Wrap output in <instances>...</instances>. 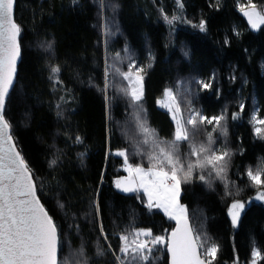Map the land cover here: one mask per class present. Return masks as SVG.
Wrapping results in <instances>:
<instances>
[{
    "label": "trees",
    "instance_id": "16d2710c",
    "mask_svg": "<svg viewBox=\"0 0 264 264\" xmlns=\"http://www.w3.org/2000/svg\"><path fill=\"white\" fill-rule=\"evenodd\" d=\"M251 2L264 10V0ZM248 3L183 0L179 9L177 0H104L103 7L99 0H16L21 59L5 116L18 150L34 172L37 195L59 226L61 255L69 244L83 247L88 264H117L111 252L97 256L96 249L107 250L111 244L118 253L117 233L135 227L161 235L174 224L160 209L149 210L146 197L122 192L114 184L126 175L123 158L114 151L129 149L130 163L148 167L146 158L132 155L142 137L133 106L118 91L124 82L109 77L113 86L107 94L102 91L106 65L120 53L124 62L118 67L127 66L129 55L146 67L142 106L148 126L160 140L171 141L175 129L157 104L165 88L179 91L187 82L190 94L185 100L207 116L227 108V137L221 140L233 152L227 173L233 196L225 195V183L214 176L209 183L199 180L197 170L189 183L182 184L180 202L192 228L202 238L207 236L209 245H219L214 264H231L236 257L247 264L254 247L264 256V202L246 205L236 227L228 215L233 199L244 201L255 195L245 171L264 158V140L256 137L249 122L257 109L264 118V26L256 31L249 28L239 11ZM161 9L169 17L181 16L192 23L177 21L170 26ZM201 19L206 21L204 32L193 27ZM41 42H51L52 50L39 47ZM51 65L60 66L63 83L54 85ZM199 77H209L212 87L201 88L195 83ZM240 102L245 110L240 119L232 120ZM77 136L82 143L76 142ZM204 139L201 132L196 142ZM188 151L187 143H182L181 154ZM53 159L57 163L50 166ZM101 223L107 240L100 232ZM153 258V264H168L163 246L154 250Z\"/></svg>",
    "mask_w": 264,
    "mask_h": 264
},
{
    "label": "snow or ice",
    "instance_id": "6c2138e0",
    "mask_svg": "<svg viewBox=\"0 0 264 264\" xmlns=\"http://www.w3.org/2000/svg\"><path fill=\"white\" fill-rule=\"evenodd\" d=\"M15 2L16 0H0V264H88L83 247L71 252L68 257H60L62 235L59 226L37 195L38 185L34 172L17 149L12 125L5 116L6 100L14 87L17 62L21 59L22 26L14 18ZM76 2L77 0H73V3ZM99 2L103 7L104 0ZM183 6V0H177V7L183 9ZM239 11L247 18L252 29L264 26V10H258L251 0L247 7L240 6ZM161 13L170 26L177 21L192 23L182 20L181 16L169 17L163 9ZM193 27L201 32L207 30L203 19ZM39 47L50 52L52 43L41 42ZM123 62L121 54L116 53L112 57V63L106 65L102 91L107 94L109 87L113 86L109 83V77L118 76L126 82L118 91L136 109L133 119L142 137L135 142L132 155L146 158L148 167L130 163L129 149L116 150L113 154L123 158L122 167L127 175L116 178L114 184L122 192L136 193L138 198L140 195L146 197L148 209H162L169 219L176 222V227L170 233L161 235H155L151 228L126 229L117 233L120 241L118 253L108 244L107 250L102 246L98 247L96 255L103 256L109 251L117 264H153L154 250L163 246L170 255V264H214L220 252L219 245H209L207 236L202 238L201 233L191 227L187 209L180 203V197L182 184L189 183L197 170L201 173L199 180L209 183V178L214 176L225 183V195L233 196L231 182L227 179L233 152L226 146L215 147L217 138L213 135L218 133L221 137H227V108L220 114L209 117L200 110L189 107L185 118L177 92L172 88H165L163 99H158L157 104L171 114L175 129L171 141L160 140L156 130L148 126L142 106L146 67L138 65L129 55L127 70L122 71L117 64ZM147 67L150 68L151 64ZM60 72L59 65L50 66V78L54 85L63 83L59 78ZM195 83L203 89L212 87L211 81L197 80ZM244 110L245 104L240 102L239 111L232 113L231 119H240ZM258 112L257 109L252 113L249 122L254 126L256 137L264 140V118H259ZM207 126H212L211 131H207ZM201 132L205 133V139L197 143L196 137ZM75 140L83 142L79 136ZM182 143H187L189 148L185 154L180 152ZM56 163L53 159L50 166ZM245 174L249 186L255 189V196L250 200L264 202V158H261L255 170L249 166ZM59 206L63 207L62 204ZM94 207L99 214L97 202H94ZM244 208L245 202L239 199H233L228 207L233 227L238 225ZM100 232L107 240L102 223ZM260 260H264V256L260 249L254 247L250 264H258ZM233 264H240L239 257L234 259Z\"/></svg>",
    "mask_w": 264,
    "mask_h": 264
},
{
    "label": "rangeland",
    "instance_id": "374dc122",
    "mask_svg": "<svg viewBox=\"0 0 264 264\" xmlns=\"http://www.w3.org/2000/svg\"><path fill=\"white\" fill-rule=\"evenodd\" d=\"M245 7H247V6H245ZM116 54V53H115ZM136 62V61H135ZM138 65H142V63H140V62H136ZM123 71H126L127 70V67L125 66V67H123V68H121ZM197 80H203V81H205V82H209V81H211L210 80V78L208 77H199V78H196V81ZM126 82H124V84H125ZM182 89L181 90H177V91H174V92H177V95H178V99H180L181 100V104H182V102H183V107H184V105H185V103H187V108H189L190 107V104L188 103L189 101L187 100H185V97L188 95V93L190 94V90H189V88H188V84H187V82H186V84L185 85H182ZM188 92V93H187ZM159 99H163V94L161 95V97L159 98ZM240 100L242 101L243 99H242V97H240ZM180 104V107H181V109H182V105ZM159 106V105H158ZM186 106V105H185ZM160 107V106H159ZM134 108V107H133ZM161 108V107H160ZM192 109H194L193 107H191ZM163 110H165V109H163ZM135 111H136V109L134 108V110H133V113H135ZM166 111V110H165ZM167 112V111H166ZM182 112H183V115L185 116V117H187V113H188V111H185L184 112V110L182 109ZM187 112V113H186ZM168 113V112H167ZM168 115L170 116V118H171V114L170 113H168ZM207 116V115H206ZM211 116H214V115H209V117H211ZM259 118H262L261 116H259ZM173 121V120H172ZM126 124H127V122H126ZM173 124H174V121H173ZM120 125H123V124H120ZM174 127H175V124H174ZM211 129H212V126H210L209 127V130L211 131ZM216 137H217V144L215 145V147H217V148H223V147H225V144L223 143V141L221 140V136H219V134L217 133L216 134ZM114 153H115V151H114ZM260 163H258V164H255V168L254 167H252L254 170L257 168V166L259 165ZM121 167H122V165H121ZM144 167H147V166H144ZM123 168V167H122ZM124 170V169H123ZM126 172V171H125ZM126 175H127V172H126ZM125 175V176H126ZM255 196V195H254ZM254 196H252V197H254ZM251 198V197H250ZM250 198H248V199H246V200H244L243 202H245V206L246 205H248L249 203H251L252 201H256V200H250ZM242 201V200H241ZM256 202H262V201H256ZM181 203V202H180ZM232 203V202H231ZM182 204V203H181ZM183 205V204H182ZM231 205V204H230ZM229 205V206H230ZM162 212H163V210L162 209H160ZM243 211V210H242ZM164 213V212H163ZM242 213V212H241ZM174 221V220H173ZM81 247H78V248H75V247H71L69 244H67L66 246H65V248L63 249V253H62V255L59 253V255H60V257L61 258H63V257H68L69 256V254L71 253V252H75L76 250H79ZM251 259H252V255H251V258H250V260L247 262V264H250V261H251ZM234 261V260H233ZM233 261L231 262V264H233ZM260 261H263L264 262V260H260ZM260 261H258V264H259V262ZM240 264H243L241 261H240Z\"/></svg>",
    "mask_w": 264,
    "mask_h": 264
},
{
    "label": "water",
    "instance_id": "95a60500",
    "mask_svg": "<svg viewBox=\"0 0 264 264\" xmlns=\"http://www.w3.org/2000/svg\"><path fill=\"white\" fill-rule=\"evenodd\" d=\"M244 16V15H243ZM245 17V16H244ZM245 19L247 20V18L245 17ZM247 23H248V20H247ZM248 26H249V28L251 29V30H253V31H256V30H258V29H252L251 27H250V25H249V23H248ZM20 61V60H19ZM19 61L17 62V65H18V63H19ZM18 149V148H17ZM41 201V200H40ZM42 203V202H41ZM43 204V203H42ZM45 207V206H44ZM188 220H189V224L191 225V222H190V219H189V217H188ZM176 227V222L174 221V224H173V226L171 227V229L168 231V233H170L171 232V230L172 229H174ZM191 227H192V225H191ZM167 255H168V264H170V255H169V253L167 252Z\"/></svg>",
    "mask_w": 264,
    "mask_h": 264
}]
</instances>
